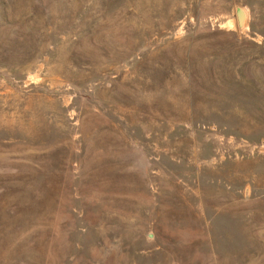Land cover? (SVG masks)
Returning a JSON list of instances; mask_svg holds the SVG:
<instances>
[{
  "label": "rangeland",
  "instance_id": "obj_1",
  "mask_svg": "<svg viewBox=\"0 0 264 264\" xmlns=\"http://www.w3.org/2000/svg\"><path fill=\"white\" fill-rule=\"evenodd\" d=\"M0 264H264V0H0Z\"/></svg>",
  "mask_w": 264,
  "mask_h": 264
},
{
  "label": "water",
  "instance_id": "obj_2",
  "mask_svg": "<svg viewBox=\"0 0 264 264\" xmlns=\"http://www.w3.org/2000/svg\"><path fill=\"white\" fill-rule=\"evenodd\" d=\"M237 11H239L241 13V18L238 21V25L241 26L242 23H243V20H244V14H243V11L240 8H238Z\"/></svg>",
  "mask_w": 264,
  "mask_h": 264
},
{
  "label": "bare ground",
  "instance_id": "obj_3",
  "mask_svg": "<svg viewBox=\"0 0 264 264\" xmlns=\"http://www.w3.org/2000/svg\"><path fill=\"white\" fill-rule=\"evenodd\" d=\"M237 13H238V19L237 20L239 21L241 18V13L239 11Z\"/></svg>",
  "mask_w": 264,
  "mask_h": 264
}]
</instances>
